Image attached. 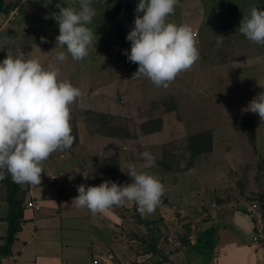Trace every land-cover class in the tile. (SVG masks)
<instances>
[{"label": "rangeland", "instance_id": "374dc122", "mask_svg": "<svg viewBox=\"0 0 264 264\" xmlns=\"http://www.w3.org/2000/svg\"><path fill=\"white\" fill-rule=\"evenodd\" d=\"M35 1L24 7L26 18L20 26L12 24L13 20L0 32V60L23 52L26 59H38L45 67H59V78L79 87L84 95H96L92 101L81 95L82 103L70 106V124L74 132L80 129L87 137L96 136V147L101 140L110 141L115 152L100 155L96 148V156L86 154L87 158H96L100 171H110L124 185L131 182L127 172L129 165H134L171 188L184 180L199 179L201 166L209 163L211 170L207 173L213 175V187L223 180L236 183L252 176L264 180V120L246 111L249 102L264 93V45L249 41L238 29L252 7L264 9V0L241 4L178 0L169 19L192 27L199 59L166 88L155 86L143 75H134L138 65L124 53L130 51L131 42L125 37L135 26L139 0H91L96 15L87 26L93 30L96 44L89 47L82 60L72 59L55 39L59 35L56 17L60 8H79L80 0ZM119 3L125 5L119 23L123 31L109 17L111 8ZM11 24L13 29L8 28ZM41 37L46 42H41ZM35 46L40 50L38 57L31 52ZM61 51L66 59L58 62L56 55ZM199 135L211 137L212 143L196 153L192 146L200 140ZM144 151L154 157L147 168L141 156ZM190 170L195 173L190 174ZM216 195L214 202L218 203L223 197ZM168 198L166 191L160 203ZM131 206L129 210L136 212L138 206ZM187 226L190 228L185 224L175 233L181 240ZM146 236L140 237L143 244ZM151 236L146 243L149 248Z\"/></svg>", "mask_w": 264, "mask_h": 264}, {"label": "crops", "instance_id": "0c3cea01", "mask_svg": "<svg viewBox=\"0 0 264 264\" xmlns=\"http://www.w3.org/2000/svg\"><path fill=\"white\" fill-rule=\"evenodd\" d=\"M5 1L8 4L17 0ZM32 1L35 0H22L14 9L20 10L12 24L21 25V20L26 18L24 7ZM12 24L9 29H13ZM38 48L31 47L37 57ZM81 93L82 97H91V101L96 99L94 94ZM79 103H82L80 97L70 106ZM73 132L70 149L54 151L42 162L41 184L28 190L27 183H21L22 229L10 254H0V264H264V240H253L256 224L247 210L253 203H259L264 221V180L252 176L236 183L223 180L220 186L213 187L210 178L213 175L207 173L211 170L208 163L201 166L199 179L165 187L170 198L163 204L159 202L150 214L139 211L137 205L136 212L129 210V202L112 206L103 213H93L76 206L77 187L117 180L110 171H100L96 158L87 155L96 156V148L100 155L115 151L110 148V141L101 140V145L96 147V136L87 137L80 129ZM70 176L72 179L68 180ZM215 195L224 199L214 202ZM7 197V186L0 179V249L6 243L8 231ZM31 200L41 204L40 211L26 207ZM131 207L135 208V203ZM185 224L190 228L187 226L181 240L175 233ZM208 231H213V245L196 249L200 236ZM145 233L148 237L143 244L140 237ZM150 234L157 242V251L146 244Z\"/></svg>", "mask_w": 264, "mask_h": 264}, {"label": "clouds", "instance_id": "9594fccd", "mask_svg": "<svg viewBox=\"0 0 264 264\" xmlns=\"http://www.w3.org/2000/svg\"><path fill=\"white\" fill-rule=\"evenodd\" d=\"M177 3L178 0H139L135 26L125 37L131 47L124 53L138 65L134 75L147 77L157 87H168L199 59L192 27L169 19ZM95 15L91 0H80L79 8H60L56 44L65 46L74 60H82L89 47H95L93 30L87 26ZM238 29L249 41L264 45V9L252 7ZM41 42L46 38L41 37ZM65 59L64 51L57 53L58 62ZM59 73V67H45L38 59H26L23 52L0 60V179L7 172L17 183L41 184L42 162L54 151L72 147L70 105L82 93L70 81L60 79ZM246 111L264 120V93L253 98ZM141 156L146 161L145 168L154 162L148 151ZM127 175L131 182L124 185L111 180L97 186L79 185L76 206L103 213L129 202L142 213H152L165 192L164 184L134 165H129Z\"/></svg>", "mask_w": 264, "mask_h": 264}, {"label": "trees", "instance_id": "16d2710c", "mask_svg": "<svg viewBox=\"0 0 264 264\" xmlns=\"http://www.w3.org/2000/svg\"><path fill=\"white\" fill-rule=\"evenodd\" d=\"M22 0H17L14 3H6L5 0H0V14L4 13V14H9L12 10L18 8V5L21 3ZM217 3L221 2H225V3H232L233 1H236V3L241 4L244 3V1L246 0H213ZM244 5V4H243ZM124 4H117L115 6H113L111 8V14H110V19L112 20V22L114 23V25L116 27L119 28V30L123 31V28L121 26H119L120 23V17L121 15H123V10H124ZM236 7V6H234ZM127 9L129 12L132 13L133 15V9L130 3L127 4ZM20 10V9H19ZM18 10V11H19ZM133 17V16H132ZM2 31V27H1V23H0V32ZM249 115H247L246 117H248ZM252 119L248 118V122H250ZM146 125V124H145ZM198 138H200L199 141H197V143L193 144V151L194 152H198L201 151V149L206 148L208 145H210L212 143V138L211 137H207V139L205 138V135H199L197 136ZM196 139V136H195ZM3 181L5 183V185L7 186L8 189V204H9V213L8 216L6 218L7 222H8V231H7V235H6V243L3 247H1L0 249V254L1 255H8L11 252V247L12 244L14 243L17 234L21 231L22 229V223H23V209H24V196H23V190L21 189V183H17L15 181H13V179L11 178V175L7 172L4 173V178ZM155 237L157 238V235H155ZM213 231H208L206 233H204L202 236H200L199 240L197 241V246L196 249H203L205 247L210 248V246L213 245V241L211 238H213ZM151 246H152V250L157 251L156 247H157V242L155 240H153L151 242Z\"/></svg>", "mask_w": 264, "mask_h": 264}, {"label": "built area", "instance_id": "2783aa9c", "mask_svg": "<svg viewBox=\"0 0 264 264\" xmlns=\"http://www.w3.org/2000/svg\"><path fill=\"white\" fill-rule=\"evenodd\" d=\"M18 15H19V13L17 10H12L8 15L1 13L0 14V23H1L2 29L5 26H8L13 20H15ZM68 180H69V177H68ZM34 186H35V184L27 183L28 190H31ZM72 186H74V184H72ZM26 207L33 209L36 212L40 211L42 208V206L39 202L33 201V200L29 201L26 204ZM247 210H248V213L250 214V216H252L255 219L256 232H255V235L253 237V240L255 242H261L264 240V221H263L262 215L259 212L260 211V204L255 202L251 206H249Z\"/></svg>", "mask_w": 264, "mask_h": 264}]
</instances>
